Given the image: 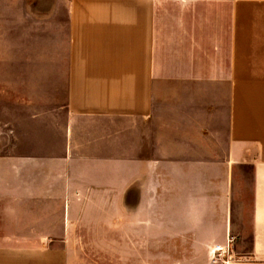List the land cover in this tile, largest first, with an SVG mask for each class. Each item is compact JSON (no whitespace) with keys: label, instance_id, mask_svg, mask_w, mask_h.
Returning a JSON list of instances; mask_svg holds the SVG:
<instances>
[{"label":"crops","instance_id":"obj_1","mask_svg":"<svg viewBox=\"0 0 264 264\" xmlns=\"http://www.w3.org/2000/svg\"><path fill=\"white\" fill-rule=\"evenodd\" d=\"M6 197L0 264H264V0H0Z\"/></svg>","mask_w":264,"mask_h":264},{"label":"rangeland","instance_id":"obj_2","mask_svg":"<svg viewBox=\"0 0 264 264\" xmlns=\"http://www.w3.org/2000/svg\"><path fill=\"white\" fill-rule=\"evenodd\" d=\"M126 184V183H125ZM28 201V200H27ZM11 202V199L5 198L0 200V205L7 206ZM30 202V201H28ZM43 204V203H42ZM154 207L159 208L161 205L159 198H153L152 202ZM31 205V203H29ZM154 222L161 221V215L153 214ZM178 230H170V231H162L154 230V245L153 251L155 253H163L165 256L162 257L168 263H172L175 258H183L184 256L192 257L193 260L190 261H177L176 264H216L222 259L227 258H236L240 256L242 253L246 252L249 248V235L247 231H244L243 234H240L238 229L232 230V239L230 240L229 244L223 247V249H219L217 251L216 247L208 248V254L210 255L209 260L206 263H202L201 259L204 257V253L206 251V247H193L189 246V238L185 237L184 240L182 234H179ZM168 234V237H167ZM190 234V232H189ZM216 251V252H215ZM170 260H167V259ZM163 261V262H164Z\"/></svg>","mask_w":264,"mask_h":264}]
</instances>
